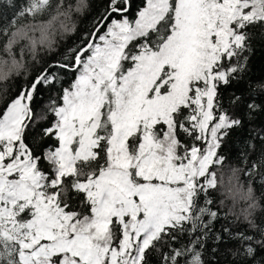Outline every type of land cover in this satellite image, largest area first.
<instances>
[{
  "label": "snow or ice",
  "instance_id": "obj_1",
  "mask_svg": "<svg viewBox=\"0 0 264 264\" xmlns=\"http://www.w3.org/2000/svg\"><path fill=\"white\" fill-rule=\"evenodd\" d=\"M6 3L0 264H221L229 243L228 264H264V230L217 229L212 196L223 145L264 115L248 75L264 0H147L134 18L135 0H101L82 30L88 0ZM239 159L264 176V153Z\"/></svg>",
  "mask_w": 264,
  "mask_h": 264
},
{
  "label": "trees",
  "instance_id": "obj_2",
  "mask_svg": "<svg viewBox=\"0 0 264 264\" xmlns=\"http://www.w3.org/2000/svg\"><path fill=\"white\" fill-rule=\"evenodd\" d=\"M16 2L19 3V0H16ZM88 2L90 4V9L82 16L74 17V19H76L77 21V28L80 30H82L83 26L87 24L89 19H91L92 10L99 6L101 0H88ZM146 2L147 0H135L133 7V18L135 17L138 8L146 6ZM0 10L8 12L9 14L12 11V9L7 5L6 0H0ZM43 19H47V16L43 17ZM250 31L254 35V40L252 42L253 51L250 54V58L248 61V75L253 80L264 79V37H262L261 35V33H264V28L257 26L256 28L250 29ZM79 34V32L69 33L63 37L58 38L55 50L51 53H42L41 58L47 59L48 56H55L60 54L67 47L72 46L74 43L78 42L77 37ZM6 43L7 38L0 37V55L5 54L3 52V48ZM37 68L38 65H32L30 70L34 71ZM23 79V77L18 78L20 82H22ZM15 83V81H9L8 85L0 84V89H3L4 87L14 86ZM260 128H264V115H258L254 120L249 121L242 133L233 132L230 135L228 141L223 145L221 149L223 154H225L228 158L226 164L221 169V173L223 175L225 171H228L237 176V181L241 183L240 193L242 194L243 198L246 190L248 189L249 183H251L254 186L256 194L261 198L262 201H264V176H261L260 174L249 176L247 174V168L243 163L240 162L239 159L240 155L244 153H246L249 157H258L261 153H264V143L261 142L260 137L256 135L255 131H250L252 129ZM260 135L264 136V133H261ZM236 167H241L243 171L241 173L238 171L233 172V168ZM223 185L226 186V184H221L217 190H213L212 192L213 198H215L217 201H223V219L216 223V228L220 229L221 227H228L233 232L246 231L249 235L254 234V232L251 231L246 224L240 223L239 221L233 222L234 220H236L238 214H232L231 211L232 207H235L237 204H234L236 203L235 199L230 200L231 197L228 198V196H226V190L224 189ZM246 199L248 201L247 204L249 205L250 201L248 198V194ZM238 205L239 207H242L241 203H239ZM236 208L238 207H235V209ZM246 208L248 209V206H243L242 208H240L239 212L247 211ZM261 220H264V218H262ZM261 220H259L258 223H261ZM257 238L259 237L257 236ZM220 247L223 253L220 255L221 264H228V262L232 261L234 258L230 253H225L223 252V250L225 249V247L234 248L235 245L233 243H229L227 246L221 245Z\"/></svg>",
  "mask_w": 264,
  "mask_h": 264
},
{
  "label": "clouds",
  "instance_id": "obj_3",
  "mask_svg": "<svg viewBox=\"0 0 264 264\" xmlns=\"http://www.w3.org/2000/svg\"><path fill=\"white\" fill-rule=\"evenodd\" d=\"M247 194L250 201L248 210L237 216L233 222L239 221L246 224L253 232L264 230V225L258 223L259 220L264 218V201L256 194L254 186L251 183L248 185Z\"/></svg>",
  "mask_w": 264,
  "mask_h": 264
},
{
  "label": "rangeland",
  "instance_id": "obj_4",
  "mask_svg": "<svg viewBox=\"0 0 264 264\" xmlns=\"http://www.w3.org/2000/svg\"><path fill=\"white\" fill-rule=\"evenodd\" d=\"M222 184H226V186L223 185L224 189L226 190V192H225L226 196H228V198L231 197L230 200L235 199L236 203H234V204H237L235 207H238L236 209H235V207H232L231 213L235 214V215L237 213L238 216H240L241 213H244L242 211L239 212L240 208H242L243 206H249L247 204L248 201L246 199L247 190H246V192L244 194V198H243L242 194L240 193V184L241 183H239L237 181V176L235 174L228 172V171H225L223 173V183ZM237 195H239V196H237ZM239 203L242 204V207L241 206L239 207V205H238ZM246 210H248V209L246 208Z\"/></svg>",
  "mask_w": 264,
  "mask_h": 264
}]
</instances>
